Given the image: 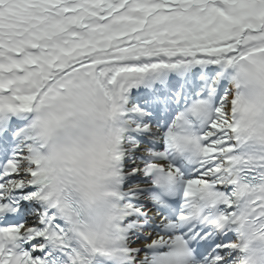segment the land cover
Segmentation results:
<instances>
[{"label": "snow or ice", "instance_id": "obj_1", "mask_svg": "<svg viewBox=\"0 0 264 264\" xmlns=\"http://www.w3.org/2000/svg\"><path fill=\"white\" fill-rule=\"evenodd\" d=\"M0 264H264V0H0Z\"/></svg>", "mask_w": 264, "mask_h": 264}]
</instances>
